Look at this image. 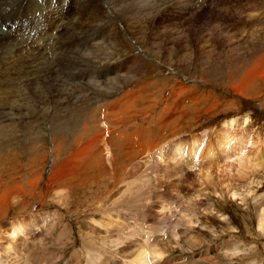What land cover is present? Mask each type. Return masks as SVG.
<instances>
[{"label":"rangeland","instance_id":"rangeland-1","mask_svg":"<svg viewBox=\"0 0 264 264\" xmlns=\"http://www.w3.org/2000/svg\"><path fill=\"white\" fill-rule=\"evenodd\" d=\"M0 200V264H264V0H0Z\"/></svg>","mask_w":264,"mask_h":264},{"label":"bare ground","instance_id":"bare-ground-1","mask_svg":"<svg viewBox=\"0 0 264 264\" xmlns=\"http://www.w3.org/2000/svg\"><path fill=\"white\" fill-rule=\"evenodd\" d=\"M135 2V1H134ZM114 5V4H113ZM134 5V4H133ZM137 6V5H136ZM135 8V7H134ZM138 9V8H137ZM123 10V9H122ZM129 10V9H128ZM115 11V10H114ZM143 11H145L143 8H139V10L137 11V12H139L140 14H141V12H143ZM152 11H153V9H152ZM116 12V11H115ZM125 13V12H124ZM123 13V14H124ZM127 13H129V12H127ZM132 13V12H131ZM50 15V14H49ZM134 15V14H133ZM137 15V14H136ZM145 16V15H144ZM151 16H152V14H151ZM133 17V16H132ZM135 17V16H134ZM117 18V17H116ZM122 18H124V17H122ZM131 18V17H130ZM137 18V17H136ZM145 18V17H144ZM129 19V18H128ZM135 20V19H134ZM122 21H123V19H122ZM121 21V22H122ZM124 21H125V19H124ZM129 21V20H128ZM131 21L133 22V18L131 19ZM65 23H66V21H65ZM124 23V22H123ZM141 23V22H140ZM58 30L60 29V27L61 28H63V25H59L58 24ZM137 27V26H136ZM63 30V29H62ZM125 31V30H124ZM127 31V30H126ZM136 33V32H135ZM111 34V33H110ZM132 35V34H131ZM112 36V35H111ZM138 36V35H137ZM44 37V36H43ZM132 38V37H131ZM108 40H110V39H108ZM145 40V39H144ZM46 42V41H45ZM137 43H138V41H137ZM112 44V43H111ZM92 49V48H91ZM89 63V62H88ZM131 63V62H130ZM135 63V62H134ZM132 70V69H131ZM18 75H19V73H18ZM103 85V84H102ZM94 86H100V83H99V81H98V83H96V85H94ZM100 88V87H99ZM63 95V94H62ZM69 95V94H68ZM71 95V94H70ZM60 96V95H59ZM125 96L126 95H124V96H122L121 98H123V99H125ZM125 102H128V100H124ZM129 106H130V104H129ZM125 107H126V105H125ZM124 107V108H125ZM117 109V108H116ZM118 110V109H117ZM124 110V109H123ZM125 110H126V108H125ZM104 112V111H103ZM121 112V111H120ZM113 113V112H112ZM108 114H109V112H108ZM108 114H106V115H108ZM117 114H118V112H117ZM97 115V114H96ZM111 114H109L108 116H110ZM113 115V114H112ZM120 115H121V113H120ZM126 115H127V113H126ZM124 116V115H123ZM97 117V116H96ZM107 117V116H106ZM104 119H105V117H104ZM103 119V120H104ZM95 120V119H94ZM107 120V119H106ZM91 121V120H90ZM93 121V120H92ZM91 123V122H90ZM93 123H94V121H93ZM102 123V122H101ZM100 124V123H99ZM107 125V124H106ZM108 127V126H107ZM106 126H105V128H107ZM94 128V127H93ZM101 133H103V132H101ZM100 134V133H99ZM98 134V135H99ZM89 135V141L86 143L85 142V144L83 145L84 146V148H79V150L76 152V153H78L77 155L76 154H74L73 155V157H75V159L77 160L80 156H86V155H88V151H90V149H92V147L94 148L95 147V145H96V142H97V140H98V138H99V136H96V135H92L91 133H89L88 134ZM158 137V136H157ZM158 139V138H157ZM86 140V139H85ZM150 140V139H149ZM232 140V139H231ZM103 141V140H102ZM104 144V143H103ZM78 145V144H77ZM182 146L179 144V145H177L176 147H175V156H176V153L179 155V158L180 159H184V155H183V151H182ZM103 150V149H102ZM193 151V150H192ZM213 151V150H212ZM72 152V151H71ZM88 152V153H87ZM199 152V151H198ZM75 153V152H74ZM105 153V152H104ZM97 155H99L98 154V151H95V153L93 154V156L94 157H96ZM177 155V156H178ZM89 156V155H88ZM100 156V155H99ZM102 156H104V155H102ZM111 156V155H110ZM60 157V156H59ZM66 157V156H65ZM83 157V158H84ZM97 158V157H96ZM99 158V157H98ZM57 159V158H56ZM73 159V158H72ZM111 159V158H110ZM207 159H208V161H214L215 162V160H217V159H214V157H213V155L209 152L208 153V156H207ZM229 159V158H228ZM256 159V158H255ZM62 160V159H61ZM193 161H197V157H195L194 158V160ZM218 161V160H217ZM241 161H242V159H241ZM256 161V160H255ZM62 162V161H61ZM248 162V161H247ZM72 163H74V162H72ZM193 163V162H192ZM91 164V163H90ZM186 164H187V162H186ZM240 164V163H239ZM59 165V164H58ZM257 165V164H256ZM256 165H254V166H256ZM240 167H241V164H240ZM240 169V168H239ZM62 170H63V168L60 170V172L62 173ZM254 170V169H253ZM244 171V170H243ZM59 172V173H60ZM240 172V171H239ZM242 172V171H241ZM58 173V174H59ZM60 173V174H61ZM58 174H56V175H58ZM33 176H35V175H33ZM51 180H53V176L51 175ZM58 177V176H57ZM34 178H36V177H34ZM29 182H28V184H27V188H32V181H31V177L29 178V180H28ZM57 181H59V180H57ZM23 187V186H22ZM20 189H21V187H20ZM25 192V191H24ZM32 192H33V190H32ZM17 194V193H16ZM32 194V193H31ZM29 196H31L30 194H29ZM2 200V199H1ZM0 200V201H1ZM6 202V201H5ZM1 203H3L2 201H1ZM6 206V205H5ZM23 228H24V226L23 225H21L20 223H17L16 224V226H14V227H12V228H10V231H11V233L13 234V237L16 235V234H20V233H22V231H23ZM17 242H14L13 244H11L10 243V245H8L7 247H6V249H5V254H12V253H15L14 251H16L15 250V244H16ZM144 249H146V248H144ZM142 250V249H141ZM155 255V254H154ZM6 256H8V255H6ZM158 257V256H157ZM145 253H144V251L142 250V252L140 251L138 254H136V256H135V258H134V260H133V263H137V264H147L146 263V261H145ZM153 260V259H152Z\"/></svg>","mask_w":264,"mask_h":264}]
</instances>
